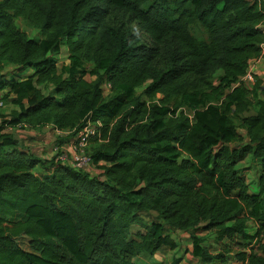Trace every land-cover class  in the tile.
<instances>
[{"label":"trees","instance_id":"1","mask_svg":"<svg viewBox=\"0 0 264 264\" xmlns=\"http://www.w3.org/2000/svg\"><path fill=\"white\" fill-rule=\"evenodd\" d=\"M258 59L263 0H0V264H139L180 246L166 227L200 264H264ZM89 124L95 176L6 132Z\"/></svg>","mask_w":264,"mask_h":264},{"label":"rangeland","instance_id":"2","mask_svg":"<svg viewBox=\"0 0 264 264\" xmlns=\"http://www.w3.org/2000/svg\"><path fill=\"white\" fill-rule=\"evenodd\" d=\"M264 1V0H263ZM17 25L22 28L23 30L27 31V33L29 34L30 38H32L35 41H40L42 39V35L40 34V32L38 30H35L31 27H29L28 25H26L24 22H22L21 20L17 21ZM58 60V59H56ZM257 64L256 67H258V71H260V73L262 72V70L264 71L263 65ZM71 65V63L64 58H60L58 60V66L59 68H66L69 67ZM87 68H91L90 66H87ZM7 71V70H6ZM11 71L10 69L7 71L9 72ZM24 75H26V73H24ZM257 76V75H256ZM258 79H260L259 77H262V83L264 86V77L263 76H257ZM89 81L94 80L91 77L87 78ZM142 90H138V94L141 95ZM254 102L257 103L258 100L260 99H264L263 96L261 95H257L256 93L251 95ZM143 101L149 102L148 99L146 97L142 98ZM13 107L11 102H7L6 104V108L1 111L0 113L3 115H8L11 111H12ZM187 113H189L188 111H185ZM254 112H251L250 114H253ZM250 114H246V115H250ZM1 124V121H0ZM7 132H13L15 134V137L19 140L22 141L21 137L23 136V134L17 132V131H11V130H7ZM38 132L40 135H45L47 134V138L50 139V144L47 146V148H42L37 142L38 140H40V138L37 141H33L31 139L27 140V144H28V149H30L31 151H33L34 153L41 155V156H46L47 158H52L53 156H55L56 154V147H60L63 150H67L69 148V145L73 142H75V140L73 139H66L67 136L62 137V139L66 140V142H63L62 144H60V138L58 137L59 135L54 133V130H38L36 131ZM239 135H241L242 137L246 136V132L244 131H239L238 130ZM42 140V139H41ZM33 141V142H31ZM30 142V143H29ZM22 143L24 144L25 141H22ZM238 145V141H235L231 144L232 147H236ZM94 146V143L91 141V143L89 144V149ZM88 149V150H89ZM67 152V151H66ZM249 166V165H246ZM252 169L248 170L246 172V174L249 176L251 181H255L256 180V168L257 166L254 164L252 165ZM89 172L91 175H98L99 172L95 169L94 166H91L89 168V170L87 171ZM252 191L255 190V186L251 188ZM148 218L156 220V214L154 213H150L148 215ZM137 229H134V232H136ZM166 234H171L172 236H174V239L179 243L180 246H178V248L176 250H169V249H161L155 256H147V255H143L139 258L138 263L139 264H180L182 262V260L184 259V264H199L197 262V260L193 259L191 257V250H192V240L191 237L188 236V234H182V233H174L172 234V232L169 230V227H166ZM211 240H209L207 242V244H211ZM189 255V256H188ZM188 257V259H187Z\"/></svg>","mask_w":264,"mask_h":264},{"label":"built area","instance_id":"3","mask_svg":"<svg viewBox=\"0 0 264 264\" xmlns=\"http://www.w3.org/2000/svg\"><path fill=\"white\" fill-rule=\"evenodd\" d=\"M254 1V0H248ZM262 62L261 59L254 60L247 71V74L241 79V83L249 90H252L256 82L255 65ZM104 93L107 94L111 90V85L106 84L103 87ZM6 108V101L4 98V93L0 91V111ZM96 135L95 128L91 124L87 125L84 130L77 134L75 142L67 149H55L56 154L62 151L59 160L64 163L69 164L77 170L88 171L92 166V159L87 153V148L90 143V139ZM67 151V152H66ZM55 154V155H56Z\"/></svg>","mask_w":264,"mask_h":264},{"label":"crops","instance_id":"4","mask_svg":"<svg viewBox=\"0 0 264 264\" xmlns=\"http://www.w3.org/2000/svg\"><path fill=\"white\" fill-rule=\"evenodd\" d=\"M260 63H262L261 65H263V68H264V63L263 62H260ZM260 63H257V64H260ZM256 64V65H257ZM256 65H255V73H256V75L258 76H263L264 77V71L262 70V72L260 73V71H258L257 69H258V67H256ZM258 78V77H257ZM260 79L259 80H261V78L262 77H259ZM262 81V80H261ZM264 97V96H263ZM48 129H50V130H54V133H56V134H58L59 136V138H60V141H62L63 139H62V137H65V136H67L68 134L67 133H65V132H61V131H59V130H56V129H54L53 127H51V126H47V127H45V128H43L42 130H48ZM7 130H11V131H17V132H19V133H21V134H23V136L21 137V139H22V141H25V143L23 144L22 143V141L19 139V141L21 142V144L23 145V146H25V147H28V142H27V140H29V139H31V140H33V141H37L39 138H40V140H38V144L44 149V148H47V146L50 144V139L49 138H47V134H45V135H40L38 132H36V131H38L37 129H29V128H27L26 126H20L19 128H16V129H11V128H8ZM7 130H6V132H7ZM8 133H11V134H13L14 136H15V134L13 133V132H8ZM16 138V137H15ZM17 139V138H16ZM42 139V140H41ZM18 140V139H17ZM33 141H31V142H33ZM30 143V142H29ZM73 144V142L69 145V147L71 146ZM38 155V154H37ZM40 157H42V158H47L46 156H41V155H39ZM253 192H256V189L253 191ZM251 233H253V231H250ZM189 236V235H188ZM189 256V255H188ZM192 257V256H191ZM193 258V257H192ZM187 259H188V257H187ZM194 259V258H193ZM196 260V259H195ZM198 263H199V261H197ZM180 264H184V259L182 260V262L180 263ZM200 264V263H199Z\"/></svg>","mask_w":264,"mask_h":264}]
</instances>
